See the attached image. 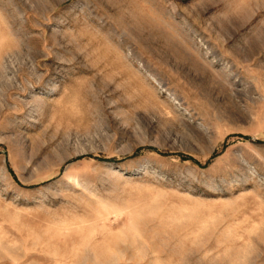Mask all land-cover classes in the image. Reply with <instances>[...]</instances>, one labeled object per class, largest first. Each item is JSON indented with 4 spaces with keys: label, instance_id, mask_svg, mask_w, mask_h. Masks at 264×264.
<instances>
[{
    "label": "rangeland",
    "instance_id": "rangeland-1",
    "mask_svg": "<svg viewBox=\"0 0 264 264\" xmlns=\"http://www.w3.org/2000/svg\"><path fill=\"white\" fill-rule=\"evenodd\" d=\"M0 264H264V0H0Z\"/></svg>",
    "mask_w": 264,
    "mask_h": 264
}]
</instances>
